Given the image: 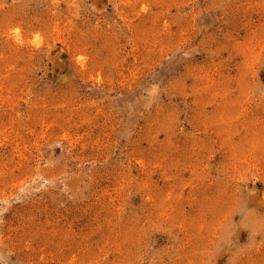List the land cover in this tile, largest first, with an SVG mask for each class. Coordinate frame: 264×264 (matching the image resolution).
<instances>
[{
    "label": "rangeland",
    "instance_id": "rangeland-1",
    "mask_svg": "<svg viewBox=\"0 0 264 264\" xmlns=\"http://www.w3.org/2000/svg\"><path fill=\"white\" fill-rule=\"evenodd\" d=\"M0 264H264V0H0Z\"/></svg>",
    "mask_w": 264,
    "mask_h": 264
}]
</instances>
